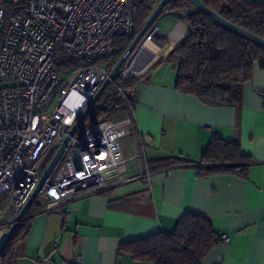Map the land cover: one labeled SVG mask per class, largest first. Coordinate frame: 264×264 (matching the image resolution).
Returning <instances> with one entry per match:
<instances>
[{
	"label": "crops",
	"instance_id": "obj_1",
	"mask_svg": "<svg viewBox=\"0 0 264 264\" xmlns=\"http://www.w3.org/2000/svg\"><path fill=\"white\" fill-rule=\"evenodd\" d=\"M154 27L159 48L155 52L151 40L147 48L155 53L144 47V62H151L135 90L132 135L121 142L125 156L144 154L127 163L125 178L131 180L48 211L42 197L11 264H73L78 255L83 264H152L119 255V246L170 234L186 213L205 218L228 238L202 264H264V67L253 64L240 107H207L175 90V67L164 60L187 34L183 17L163 10ZM214 136L238 143L252 159L246 179L200 177L192 167L141 176L148 164L165 158L200 161Z\"/></svg>",
	"mask_w": 264,
	"mask_h": 264
},
{
	"label": "built area",
	"instance_id": "obj_2",
	"mask_svg": "<svg viewBox=\"0 0 264 264\" xmlns=\"http://www.w3.org/2000/svg\"><path fill=\"white\" fill-rule=\"evenodd\" d=\"M133 27L129 0H0V237L109 79L117 64L115 40L132 38ZM142 46L109 83L122 95L126 111L68 138L40 193L45 211L131 180L125 178L126 165L144 154L125 156L121 149L122 140L132 135L136 106L135 92L126 98L122 86L147 69L138 75L131 70ZM56 53L79 66L58 73ZM227 241L221 235L217 244ZM73 264H83L82 256Z\"/></svg>",
	"mask_w": 264,
	"mask_h": 264
},
{
	"label": "trees",
	"instance_id": "obj_3",
	"mask_svg": "<svg viewBox=\"0 0 264 264\" xmlns=\"http://www.w3.org/2000/svg\"><path fill=\"white\" fill-rule=\"evenodd\" d=\"M133 14V37L117 38L114 43L116 62L144 26L159 0H129ZM211 11L235 26L264 39V0H202ZM183 1L169 3L165 9L181 15L187 34L165 56L175 67V90L192 96L207 107H240L243 85L251 80L255 62L264 67V47L219 25L212 18ZM58 73L77 68L59 53L53 59ZM140 78H129L122 86V94L129 98L135 92ZM122 95L112 86L101 94L79 128L107 120L126 111ZM78 128V129H79ZM252 159L241 153L239 144L226 142L216 136L206 146L200 161L182 156L165 158L148 164V173L178 167L195 168L200 177L228 174L246 179ZM36 198L12 234L0 258V264H11L24 240L32 217L39 213ZM219 235L205 218L186 213L176 223L172 233L157 234L124 243L119 255L127 254L136 262L152 264H202L203 259L217 244Z\"/></svg>",
	"mask_w": 264,
	"mask_h": 264
},
{
	"label": "water",
	"instance_id": "obj_4",
	"mask_svg": "<svg viewBox=\"0 0 264 264\" xmlns=\"http://www.w3.org/2000/svg\"><path fill=\"white\" fill-rule=\"evenodd\" d=\"M174 1H183V2L188 3L193 8H195L198 11L204 13L208 17L212 18L219 25H222L223 27H225V28H227V29H229V30H231V31H233V32H235V33H237V34L249 39L250 41H252V42L264 47V39L259 38L258 36L254 35V34H252L250 32H247L246 30H243V29L235 26L234 24L222 19L216 13L211 11L207 6H205V4L202 2V0H159L158 4L153 9L152 13L150 14L148 19L146 20V22H145L144 26L142 27V29L139 31V33L133 39V41L131 42V44L129 45L127 50L124 52L122 57L119 59L117 64L111 70V72L109 74V79L106 80L100 86V88L98 89V91L96 92L94 97L90 100V102L83 109L81 114L78 116L77 120L75 121V123L73 124L71 129L69 130L67 138L63 141V143L61 144V146L58 149L57 153L55 154V156L53 157V159L51 160V162L47 166V168L44 171L42 177L40 178L39 182L36 184L34 190L32 191V193H31V195L29 197V199L25 203V205L22 208V210L19 212V214H18L16 220L14 221V223L11 225L9 230H7L5 233H3L1 235V237H0V258H1L2 254H3V252L5 251L12 234L14 233V231L17 228L18 224L22 221V219H23L26 211L28 210L29 206L31 205V203L36 198H38L40 196V193L42 192V189H43L46 181L48 180V178H49V176L51 174V171L53 170L55 164L57 163L59 157L61 156V154L63 153V151H64V149L66 147V143H67L68 138L71 137L75 133V131L80 127V125L82 124V122H83L84 118L86 117V115L89 113L91 108L95 105V103L97 102V100L99 99L101 94L104 92V90L108 87V85L110 83V80L114 79L117 76L119 70L121 69L123 64L127 61V59L131 56V54L139 46H141L142 43L150 36L152 30L155 28L154 27L155 21L157 20L159 15L163 12L165 7L169 3L174 2ZM262 98H264V95H262Z\"/></svg>",
	"mask_w": 264,
	"mask_h": 264
},
{
	"label": "bare ground",
	"instance_id": "obj_5",
	"mask_svg": "<svg viewBox=\"0 0 264 264\" xmlns=\"http://www.w3.org/2000/svg\"><path fill=\"white\" fill-rule=\"evenodd\" d=\"M151 40L155 43L156 47H155V52L157 51V49L159 48L158 44L155 42L154 38L148 37L144 42H143V46L140 49V51H138L135 55V57H133L132 59V63H131V70L133 73L135 74H140L145 68H147V66L149 65L147 62H144L145 58H146V50L145 48L152 53H155L154 51L150 50L149 48H147V41ZM145 47V48H144ZM154 59V58H152ZM143 61V63H142ZM148 64V65H146Z\"/></svg>",
	"mask_w": 264,
	"mask_h": 264
},
{
	"label": "rangeland",
	"instance_id": "obj_6",
	"mask_svg": "<svg viewBox=\"0 0 264 264\" xmlns=\"http://www.w3.org/2000/svg\"><path fill=\"white\" fill-rule=\"evenodd\" d=\"M153 38H155V36H153ZM150 62H151V60L148 61L147 63L150 64ZM80 132H82V129L81 128L78 129L76 136H79Z\"/></svg>",
	"mask_w": 264,
	"mask_h": 264
}]
</instances>
